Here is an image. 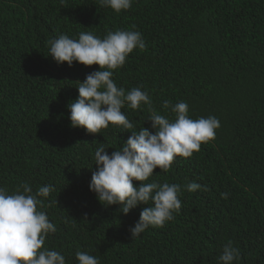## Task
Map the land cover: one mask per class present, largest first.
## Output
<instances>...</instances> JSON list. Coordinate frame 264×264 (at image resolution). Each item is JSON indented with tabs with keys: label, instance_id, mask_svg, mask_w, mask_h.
Listing matches in <instances>:
<instances>
[{
	"label": "trees",
	"instance_id": "obj_1",
	"mask_svg": "<svg viewBox=\"0 0 264 264\" xmlns=\"http://www.w3.org/2000/svg\"><path fill=\"white\" fill-rule=\"evenodd\" d=\"M132 25L146 47L130 53L113 80L126 92L148 91L151 109L125 105L134 129L71 127L67 105L99 66L57 64L48 41L81 31L103 38ZM165 100L184 101L191 118L215 116L221 126L190 158L154 170L150 181L181 186L182 207L132 239L146 206L124 215L98 201L89 189L94 153L98 143L111 154L131 131H153L152 110L174 120ZM192 182L208 191L188 192ZM22 183L34 193L55 187L40 198L57 228L43 247L67 264H78L77 251L101 264H218L228 241L240 249L235 264H264V0H134L119 14L98 0H0V187L11 194Z\"/></svg>",
	"mask_w": 264,
	"mask_h": 264
},
{
	"label": "clouds",
	"instance_id": "obj_2",
	"mask_svg": "<svg viewBox=\"0 0 264 264\" xmlns=\"http://www.w3.org/2000/svg\"><path fill=\"white\" fill-rule=\"evenodd\" d=\"M98 3L119 14L129 10L134 0H98ZM135 29L132 25L130 30L109 31L103 38L81 31L78 38L60 34L48 41L49 57L57 64L67 63L72 67L77 62L85 67L99 66V70L79 82L78 98L67 105L71 127L83 128L91 134L110 124L134 129V122L122 112L125 105L133 110L142 104L151 109L153 101L148 91L133 87L126 92L113 80L114 71L125 65L129 54L146 47L142 33ZM162 107L170 108L175 119L152 110L148 121L153 131L144 127L138 132L131 131L126 143L111 154L104 144L98 143L94 153L96 170L92 172L89 189L98 201L102 205L120 206L119 211L124 215L140 205L146 206L129 229L132 239L150 227L160 228L173 221L182 207L181 186L150 181L154 170L167 172L175 157L190 158L200 151L201 144L215 139L221 126L215 116L191 118L189 105L184 101L173 105L165 100ZM133 181L139 182V186H134ZM185 187L188 192L208 191L207 186L196 182ZM53 191L52 184L40 186L35 193L27 183L17 186L11 194L0 187V264H67L61 252L43 247L46 237L57 228L46 212L39 210L43 206L40 198H48ZM220 195L226 200L230 193ZM240 257V249L228 241L218 264H235ZM76 259L78 264H101L99 257L88 252L77 251Z\"/></svg>",
	"mask_w": 264,
	"mask_h": 264
}]
</instances>
